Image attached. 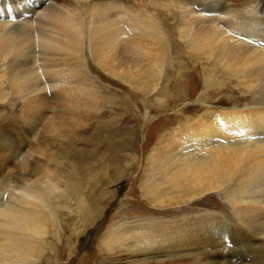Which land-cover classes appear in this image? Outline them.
Instances as JSON below:
<instances>
[{
  "label": "bare ground",
  "instance_id": "6f19581e",
  "mask_svg": "<svg viewBox=\"0 0 264 264\" xmlns=\"http://www.w3.org/2000/svg\"><path fill=\"white\" fill-rule=\"evenodd\" d=\"M247 1L0 0V106L22 104L24 120L48 112L50 103L97 109L105 90L92 76L93 64L138 90L143 103L155 95L168 105L190 100L198 88L182 92L189 87L185 76L200 72L198 101L206 112L181 114L148 159L141 196L159 216L129 217V206L132 213L137 204L127 203L124 217L100 237L101 264H253V255L255 264H264V0ZM174 15L168 26L166 17ZM168 68L180 78L171 96L169 83L160 88ZM227 81L250 95L252 105L204 100L227 91ZM14 137L0 147L1 176L28 164V157H36L37 167L8 195L9 187H0V264H39L46 251L58 260L62 202L74 198L69 210L82 226L95 227L105 209L99 198L110 193L86 196L71 180L79 165L63 176L62 163H49L60 154L45 150L47 140L36 142L27 132ZM214 195L228 210L219 211ZM232 230L236 242L229 247L223 236Z\"/></svg>",
  "mask_w": 264,
  "mask_h": 264
},
{
  "label": "rangeland",
  "instance_id": "374dc122",
  "mask_svg": "<svg viewBox=\"0 0 264 264\" xmlns=\"http://www.w3.org/2000/svg\"><path fill=\"white\" fill-rule=\"evenodd\" d=\"M229 1L239 6L248 3L247 0ZM173 17L175 18V15L166 17L168 26L175 25V19ZM177 26H179L178 23ZM187 60L188 62L190 61L189 58L187 59L185 57L186 63ZM92 67L96 71H94L92 76H96L100 80H98V82H100V87H102V90H105V92L101 91L103 94L100 96L104 97V99L100 100L101 103H99L100 105L95 110H89L87 107L78 108L77 111L71 108H56L55 105L50 103V105L45 104L48 108H50L49 111L46 112L47 114L44 112L40 113V115L38 113L37 115L39 117L43 116L44 119L42 117H36V114L32 112L28 115L29 119L27 118L25 121L22 104L13 107L7 105L6 107L1 108L0 106V147L4 145L6 146L7 143L10 144L13 139L15 140L14 135H18L19 132H27L28 136L35 138L36 142L39 141V139H43L44 141L47 140L45 150L59 151L58 154L60 155L58 157L61 158L58 159V157L53 156L51 158L53 161L50 159L49 163L51 162L50 164H54L56 159L58 162L62 163L63 166L60 171L63 172V176L67 175V172L71 173L75 165H79V171H75L77 177L75 176L71 180L72 183L77 182V184L75 183L74 185H80L79 189H82L86 196L89 191H91V193H99L101 191L110 193L109 195L100 196V202L98 200V202L102 205L99 206L105 209L101 212L103 214H100V216L102 215V219L99 218L100 220L98 219L97 223L94 224L95 227L88 228L82 226V222L80 223V219L77 217V214H75L76 212H71L75 209L74 198L70 205L69 203L68 205H65V203L62 202L63 206H59L60 208L57 210L59 212L58 216L62 226V238L61 241L56 244L60 259H54V254L50 251H46L39 264L105 263V259L103 260V257H101L99 252L100 237L103 235L104 231L107 230V228L109 229L111 224L118 222L124 217L123 214L126 213L125 206L129 202L137 204L136 211H133L134 213H130L133 205L129 206V209L127 210L129 214L126 213L129 217H136L145 214V216H152L153 213L155 216H159L156 215L158 214V212H155L156 209L146 207L147 205H145L144 199L141 196L142 184L149 172L147 171L148 159L152 152L159 147V140L161 136L170 133L180 123L182 120L181 114L193 113L198 116L206 112L204 105H200L201 102L198 101L201 100L200 94L203 89L202 84H200L201 75L199 74V70L196 72L197 74L194 73L189 76L192 80L186 78L188 77L186 74L185 81L183 82L184 84H182L183 87L185 85H188L189 87H184L181 90L186 93L188 89L192 87V84H194V86L198 88V91L194 92L195 94L191 93L190 100L184 103L176 104L172 101H170L169 105L168 103H165L168 105V108H164L166 110L163 109V111L162 109H159V107H161V105L165 106V104L156 102L157 100L155 95H149V98H146L145 103H143L138 90L133 87L130 88L129 85L124 82H120L121 80L119 81V79H116L115 77L110 78L100 71L99 68H95L94 64ZM173 70L174 68L166 69L165 76H168L163 77V84L160 83V88H164L169 83V96L176 92L174 90V82L180 79L174 77L175 73H173ZM225 84V89L227 91L223 92L224 94H219L213 99L204 97V100H206V102L213 103L215 106L221 104H231L237 106L252 105L253 100L251 96L244 95L242 93V88L239 90L236 83H230L227 81ZM132 89L134 91H132ZM130 95L133 104L135 105H133L132 101L129 99ZM57 113L60 115L58 116ZM34 117L38 120L37 122ZM39 120H41V123ZM32 121L34 124H37L32 125ZM19 122L23 124L26 131L19 129V127L22 126ZM15 125H17V128ZM48 125H50L52 130L50 128L46 129V127H49ZM31 128L32 130L34 128L32 134ZM54 128L57 129V132ZM57 140L61 142V146L56 144ZM34 158L36 159V157ZM27 159L29 163L24 165L16 164V169L14 168L13 173L3 175L4 177L1 176L0 173V187L2 186V183L4 187L5 184L9 187L6 190L5 195H8L14 187L23 186V177L25 174H29L28 172L30 169L32 170L37 167L34 162L35 159H32L31 157H28ZM1 161L2 159H0V163H2ZM96 178L98 180H96ZM35 179L36 178L33 177L28 178L30 181H34ZM211 197H214L213 200L221 206L219 211L222 209L228 210L227 206L220 203L217 195ZM120 208H122V210ZM60 209L62 213L60 212ZM69 209H71V211ZM139 210H141V212ZM72 227L76 229L79 227L77 229V234L73 232ZM233 235L234 231L232 230L225 233L223 236L226 238L225 243L229 247L233 246L236 242V240L233 241ZM52 238L53 237L51 236L50 240H53ZM53 241L55 243L57 240ZM259 247L263 250V252L260 253L261 256H259L262 257V255H264V245ZM256 256L257 255L249 257L250 260H253H251L253 264L256 263L254 262Z\"/></svg>",
  "mask_w": 264,
  "mask_h": 264
}]
</instances>
